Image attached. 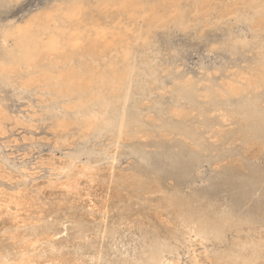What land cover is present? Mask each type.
Segmentation results:
<instances>
[{"label": "bare ground", "instance_id": "1", "mask_svg": "<svg viewBox=\"0 0 264 264\" xmlns=\"http://www.w3.org/2000/svg\"><path fill=\"white\" fill-rule=\"evenodd\" d=\"M111 3L118 5L120 7V9L132 20L133 25L131 27H129L127 25H123V24H126L125 21H124V23L122 21H118V23H115V24L112 23V25H109V24H103V23L101 24L99 22H96V21H94V18H90L88 20H83L84 13L87 10L86 9L87 5H86L84 0H69L67 2L60 3L56 6L53 5L54 7H51V8L46 9V10L42 9L43 11H41V12L37 13L35 11L37 14L30 15L27 18H25L24 20H22L21 22H10V23L6 24L5 26L0 27L1 28L0 29V89L8 86V87L12 88L13 91L16 92L17 94L34 92V93L40 95V97L43 96L45 99H44V101L43 100L42 101L46 104V105H44V107H46V109L48 107H51L52 109L55 108V109L60 110V112L62 114L61 117L59 119H57V122L55 121L56 125L58 127H60V129L62 127L64 130H70L69 127L74 126L78 130L80 138L82 139V141H85V142H88V140H90L91 138L95 139V138H99L103 135L105 136L107 134L111 136V138L113 140V145H119L121 142H124L123 140H125V139L126 140L127 139H134V138L136 139L138 137L145 138V139H152L155 136H157L162 141L163 140H173V141L175 140V141H180V142L190 141L192 143L191 145H193L192 147L195 148L199 152V153L198 152L197 153L203 155V154H205V152H207V149H208L206 146V143H205V137L204 136L206 134H204V132L208 129L207 127L209 126V124H208L209 115L211 114L212 111H215V110L217 111L218 109H220L221 103H224V104L229 103L230 104V101H234V100H236L238 102V105H240L239 112L244 116V125H245L244 127L251 129V131L254 133V135H257V136L258 135H264V93L261 91L264 89V0H230L227 3L225 1L224 5L223 4L220 5L219 2L215 3V2H213V0H100V4L103 7H106L107 5H109ZM99 5L97 4V6H99ZM95 8L96 7H94V9ZM109 11L112 12L111 10H109ZM90 12H91V10H90ZM116 12L119 13V11H116ZM98 15L100 16V12ZM105 15H107V14H105ZM114 16H116V15H114ZM92 17H93V15H92ZM226 17H229V18L232 17V18H234L235 22L245 24L246 27L248 28V30L252 33L251 38H249V39L245 37L246 35L241 36V35L229 34L228 37L223 42L224 48L228 52V54H230V56L237 54L239 52H248V54L252 53L251 63H249L250 64L249 67L246 68L245 71H238V72L232 74V76H228V77L226 76V77L222 78L221 80L219 79V81H213L209 78H200L198 80L197 78L188 77L189 75L181 77L179 79H176L173 82V86H172L173 105H168V104L167 105H163V104L162 105H143L142 103L144 102L143 99L145 98V96L149 95L152 92V85H154V84L156 85V83H159L158 71L156 70L158 68H156V69L153 68V65H152L153 59H151V60L149 59L150 55L154 52L153 51V45H155V44H153L154 29L160 28V27L163 28V27L168 26L169 24H173L175 26V28L177 27V28L182 29V30H187L188 28H190V26H192L195 29L196 28L202 29L203 27H206V26H216V25L220 24L222 22L221 20H223ZM102 21H103V19H102ZM227 27H228V24H227ZM210 43H212V42H210ZM212 45H213V43H212ZM160 49H162V48H160ZM155 53H157V52H155ZM156 56L159 57L158 54ZM243 63H241V64H243ZM164 68H165V66H164ZM178 69H179V66H178ZM230 70H231V68L228 71H230ZM162 71H163V69H162ZM167 71H168V68H167ZM225 72H227V71H225ZM171 73H173V72H171ZM174 73L176 74V72H174ZM211 75H213V74H211ZM168 86L169 85L167 83L166 87H168ZM153 88H154V86H153ZM155 88H157V87H155ZM159 89H161V88H158V90ZM160 92H163V91H160ZM166 93L168 94V92H166ZM155 94H157V92ZM135 96H138L139 98L135 99ZM146 97H148V96H146ZM165 97H166V95H165ZM24 99H25V97H24ZM30 99L32 100V98H30ZM3 100H4V98H3ZM3 100L1 97L0 105H4L3 102L5 100L4 101ZM148 100H149V97H148ZM163 100H167V98L163 99ZM145 101H147V100H145ZM37 102H38V100H37ZM35 103H36V101H35ZM35 103H34V105H35ZM148 104H149V102H148ZM33 107L35 108V106H33ZM5 112H7V111H5ZM27 113H29V112H27ZM44 113H45V111H44ZM3 114H4V112H3ZM218 114H219V111H218ZM39 118H40V116H39ZM43 118H45V117H43ZM196 120L197 121L199 120L198 124H197ZM234 121H236V120H234ZM39 122H41V121H39ZM20 123H21V121H20ZM30 124H31V122H30ZM31 126H33V125L31 124L30 127ZM217 126L218 125H215L216 128H217ZM4 127H6V125ZM31 128H33V127H31ZM2 129H5V128H2ZM9 131H10V129H9ZM11 132H12V130H11ZM54 132H55V128H54ZM233 132H235V131H233ZM7 133L9 134V132H7ZM221 133H222V131H221ZM228 133H230V132H228ZM237 133H238V131H237ZM11 134H13V133H11ZM55 135H58V134H55ZM233 135H235V134H233ZM110 136H108V137H110ZM240 136H241V134H240ZM99 139L102 140L101 138H99ZM214 139H216V138H214ZM232 139H234V138H232ZM3 140H4V138H3ZM29 140H31V139L29 138ZM53 141H54V137H53ZM235 141H237V138ZM55 142H57V141H55ZM68 142L69 141H67L65 143L69 144ZM75 142L78 143L77 141H74V143ZM214 143H215V141H214ZM230 144H231V142H230ZM230 144H228L229 148H230ZM238 144H240V143H238ZM232 146H233V143H232ZM258 146L254 145L255 148ZM185 147H187V146H185ZM192 147H190V148H192ZM99 148H100V145H99ZM237 148H238V146H237ZM112 149H113V147H112ZM184 149H186V148H184ZM257 149L259 150V148H257ZM260 149H262V148H260ZM240 150H241V148H240ZM186 151H188V150H186ZM92 152L94 153L96 151L95 150H93L91 152L87 151L86 153L89 154ZM177 152H180V151L177 150ZM82 153L83 152H80L79 154L81 155ZM220 153L222 154V152H220ZM226 153H228V152H226ZM79 154H78V156H79ZM95 154H94V156H95ZM104 154H106V153H104ZM228 154H230V153H228ZM140 156H141V154H140ZM227 156H229V155H227ZM89 158H90V156H89ZM204 158H207V157H204ZM212 158H214V157H212ZM225 158H226V156H225ZM54 159H51V160H54ZM104 159L108 160V158H104ZM63 160H66V159H63ZM129 160H131V159L129 158ZM208 160H206V162ZM215 160H217V159H215ZM220 160L221 159H219L218 161H220ZM225 160L223 161V163L225 162ZM43 161H45V160H43ZM47 161H49V160H46V162ZM111 161H112V159H111ZM40 162H42V161H40ZM49 162H51V161H49ZM61 162H63V161L61 160ZM75 162H76V157L75 158L70 157L69 160L67 161V163H65V164L63 163L61 166L58 167L60 172L57 175L59 176V175L63 174V176H64L63 181L59 182V185H64L61 187H63L66 190H71V189L73 190V188H77L76 186H77V183L79 182L78 180H79L80 176L81 177L85 176V175L90 176L91 174H95V173H91L92 167L89 164H86V165L82 164L83 165V166L81 165L82 167L77 168L76 166H78V165L77 164L75 165ZM58 163H59V161H58ZM191 163H192V161H191ZM225 163H227V162H225ZM228 163H229V161H228ZM47 164L48 163H46V165ZM170 165H171V163H170ZM189 165H190V163H189ZM113 166H114V164H113ZM113 166H111V167H113ZM213 166H214V164H213ZM0 168H1L0 171H2L3 167L0 166ZM139 168H141V167H139ZM153 168H155V167H153ZM161 168H163V167H161ZM161 168H160V170H161ZM184 168H187V167H183V169ZM190 168H188V169H190ZM170 169H172L171 166H170ZM23 170L26 171V169H23ZM34 170H36V169H34ZM173 170H175V169H173ZM17 171L22 173V170H20L19 168L17 169ZM133 172H134V170H133ZM235 172L238 173L237 170H235ZM1 173L4 174L5 172L2 171ZM96 173H98V172H96ZM113 173H115V171H112L111 174H113ZM117 173H118V171H117ZM14 174L12 175V177L14 176ZM233 174L235 176V173H233ZM117 175H119V173ZM139 175H137V176L139 177ZM153 175H155V174H153ZM211 175H213L212 172H211ZM114 176H116V175H114ZM131 176L133 177V175H131ZM4 177H7V176L5 175ZM12 177H10V178L12 179ZM97 177H100V176H97ZM127 177H129V176H127ZM175 177H177V176H175ZM194 177L196 178L195 175H194ZM2 178L3 177H1V180H2ZM15 178H16V176H15ZM85 178L87 180V177H85ZM122 178H124V177H122ZM188 178H189V176H188ZM216 178L217 177H215V179ZM16 179H18V178H16ZM117 179H118V176H117ZM125 179L127 180V178H125ZM232 179H234V178H232ZM84 180L85 179L83 177L82 181L84 182ZM122 180L123 179H121V181ZM136 180L137 181L135 184H136L137 188L140 190L149 192V191H151L152 188H155V187L151 186V184L150 185L146 184L142 179H140V177ZM169 180H170V178H169ZM41 181H43V180L41 179ZM82 181H81V183H82ZM145 181H147V180H145ZM166 181H167V179H166ZM173 181L171 180V182H173ZM183 181H184V179H183ZM7 182H8V180H7ZM40 182H36V183L40 184ZM149 182H151V181L149 180ZM154 182H156V181H154ZM209 182H211V180ZM234 182H235V179H234ZM36 183L33 182L30 185L33 186L35 184V186L36 185L38 186V184H36ZM43 183H45V182H43ZM88 183L91 184L90 181ZM115 183H117V181ZM56 184L58 185V182ZM124 184H125V182H124ZM156 184H157V182H156ZM159 185H160V183H159ZM198 185H200V184H198ZM84 186L85 185H83V187ZM97 186H99V185L97 184ZM111 187H112V185H111ZM232 187L233 186H231L230 188H232ZM17 188L19 189V187H17ZM44 188L42 190H44ZM90 188H92V187H90ZM134 188H135V186H134ZM156 188H157V186H156ZM246 188H248V187H246ZM21 189H24V188H20L17 191H13V193H11L9 191L11 194H6V195H8L7 197L6 196H4V197L2 196V198L0 197V208L2 207L3 209H6L8 211L10 209L9 207H11V206H9L10 204L18 206L21 203V201L24 200L23 197L25 196L22 193V192L25 193V191H22ZM115 189H118V188H115ZM187 189L189 190V188H187ZM0 190H2V189H0ZM45 190H46V188H45ZM120 190H117V191H120ZM159 190H161V189L159 188ZM237 190H239L238 187H237ZM240 190H243V189H240ZM52 191H53V189H52ZM86 191H88V190H86ZM105 191L107 192V188L105 189ZM111 191H114V193L117 192V191L115 192V190H113V189ZM129 191H132V190L130 189ZM153 191H155V190H153ZM26 192H29V191L26 190ZM42 192L43 191H41L40 193H42ZM45 192H47V190ZM45 192L43 193V195L46 196ZM48 192L50 193V190ZM59 192L57 190V193H59ZM62 192H63V190H62ZM70 192H72V191H70ZM80 192H83V191H80ZM236 192L238 193V191H236ZM247 192H248V190H247ZM55 193L56 192H54V195H55ZM64 193H66V192H64ZM101 193L103 195V192H101ZM230 193H233V192H230ZM95 194H96V192H95ZM84 195L85 194H83L82 196H84ZM104 195L106 196L105 193H104ZM110 195L112 196V194H110ZM86 196L89 197V195H86ZM105 196H104V198H105ZM125 196H127V195H125ZM239 197H240V195H239ZM31 198L32 197H30L28 199L31 200ZM63 198H66V197H63ZM96 198L93 197L90 200L93 201V200H96ZM101 198L102 197H98L97 199L101 200ZM25 199H26V197H25ZM83 199L87 201L89 198L88 199L83 198ZM237 199H238V196H237ZM34 200L37 201L36 198ZM100 200L99 201L97 200L98 203L101 202ZM114 200H116V199H113V201ZM26 201H28V200H26ZM36 201H34V203ZM103 201H104V199H103ZM151 201H153V200H151ZM236 201L237 200H235V202ZM39 203H41V202H39ZM84 203L85 202H83V204ZM86 203L88 206L90 205V204H88V201ZM151 203H153V202H151ZM161 203H159V204H161ZM164 203H165L167 209H170L175 214V218H176V226H174L175 228L170 230V231L163 233V232H159L158 230H156L153 226L155 231H153L152 235H150V237L145 241L144 246L137 253L133 254L132 256H128V257H122L123 256L122 255V256H120L122 258H119L117 260H115L113 258L115 261L109 262L107 264H174V262H175L174 258H176V261H177V258L179 256V253H178L179 248L181 246H184V244L187 243V241L190 237H192V236H194V238L197 237L201 241L207 240V239L209 240L211 238V239L215 240L216 242L223 244V242L225 241L224 240L225 236L229 231H234L236 233V235H238L242 225H244V224L252 225L254 223L252 220H246V219L244 220L241 217L235 215L234 213H231L230 211L228 213L223 212V211L217 212L213 209L211 210V209H208L206 207L200 206L197 204V200L194 197L184 198L178 192V189H175L171 192H168L164 198ZM239 203L240 202H238V204ZM260 203H262V202H260ZM75 204H76V202H75ZM242 204L243 203H241V206H242ZM68 205H69V203H68ZM91 205H92V203H91ZM97 205H99V204H97ZM249 205H250V203H249ZM38 206L40 209L41 205L38 204ZM251 206L253 207V205H251ZM43 207L44 206H42V208ZM94 207H92L93 210L94 211L96 210V212H97V208H94ZM19 208L20 207H18L17 210ZM34 208H36V207H34ZM219 208H220V206H219ZM11 209H13V208H11ZM104 209H106V206ZM107 209H110V208H107ZM239 209H241L240 206L237 207V209L235 208V210H237L238 212L240 211ZM242 209H243V207H242ZM27 210H29V208ZM88 210H91V209H88ZM54 211H56V210H54ZM37 212L40 213L39 211H37ZM238 212H237V214H239ZM42 213L43 212H41V214ZM89 213H90V211H89ZM257 213L258 212H256V214ZM32 215H33V213H32ZM151 215H149V216H151ZM41 216H43V215H41ZM152 216H154V215H152ZM7 217H9V216H7ZM95 217H97L96 214H95ZM162 217H164V216H162ZM89 218H90V216H89ZM131 218L133 219V217H131ZM134 218H135V215H134ZM154 218H155V216H154ZM2 219H3V217H2ZM4 219H7V218H4ZM123 219H125V218H123ZM152 219H153V217H152ZM159 219H161V217ZM10 220H11V218H10ZM31 220L29 222L33 223V221L31 222ZM105 220L103 219V221H105ZM121 220L122 219L120 218V221ZM134 220H136V218ZM151 220H149L150 223H151ZM166 220H167V218H166ZM4 221H2V222H4ZM261 221H263V219ZM6 222H8V221H6ZM22 222H23V220H22ZM128 223H126V224H128ZM256 223H258V222H256ZM37 224H38V222H37ZM173 224H174V222H173ZM0 225H1V223H0ZM106 225H107V223H106ZM129 225H131V224L129 223ZM38 226L40 228V226H42V225H38ZM8 227H9V225H8ZM94 227H96V226H94ZM102 227L104 228V226H102ZM133 227H135V226H133ZM172 227H173V225H172ZM37 228L38 227H34L33 229H30L31 230V233H29L30 235L27 234V238H25V239H29V243L28 242L25 243L24 245H22L23 247L19 246V247H22V250L20 249L21 251H19L17 255H12L11 253H9V251H7V249L3 250L0 248V264H32L33 255H31V253L34 251L35 244L40 241V238L38 236H40V237L47 236L46 238H48L49 233H50V228H48V227H46V228L44 227L42 229V231L40 232L41 234L36 231ZM39 228H38V230H39ZM138 228L140 229L139 226H138ZM126 229L127 228H125L124 230H126ZM147 230H149V229H147ZM96 231H97V228H96ZM127 231H128V229H127ZM128 233H130V232H128ZM140 233L143 234L142 232H140ZM147 233L148 232L146 231V234ZM135 234H138V233H135ZM146 234H144V235H146ZM6 235H7V233H6ZM144 235H143V237H144ZM262 235H263V233H262ZM105 236H107V235H105ZM81 238H82V236H81ZM140 238H141V235H140ZM128 240H129V238H128ZM131 240H132V238H131ZM195 240H197V239H195ZM48 241H50V240H48ZM141 241H142V239H141ZM93 242H94V240H93ZM121 242L123 243V241H121ZM135 242L136 241H134V243ZM79 243H81V242L79 241ZM205 243H204V245H205ZM55 244H57V243H55ZM123 244L125 245L127 243H123ZM129 244H127V246ZM206 244H208V241ZM211 244H213L212 241H211ZM97 245H99V244H97ZM120 245H122V244L120 243ZM24 246H25V248H24ZM61 246H58V248L59 247L61 248ZM72 246L73 245H71V247ZM78 246H80V245H78ZM106 246H108V244ZM185 246H186V244H185ZM206 246L207 245H205V247ZM212 246L215 249L214 246H216V244L215 245L213 244ZM68 247L69 246H67V249H68ZM119 247L121 248V246H119ZM208 247H210V246H208ZM216 247H218V246H216ZM64 248H66V247L64 246ZM125 248H126V246L123 249H125ZM108 249H109V247H108ZM201 249L203 250V248H201ZM209 249H211V248H209ZM62 250H63V248H62ZM112 250H114L113 247H112ZM218 250H219V248H218ZM263 250H264L263 241H261L260 238L255 237L254 233L253 234L247 233V235L245 237H243V239L238 238V239L234 240V242H232L228 245H225V247L222 248L221 250H219L218 252H216V254L214 256L211 253L210 254L213 256L214 264H258L261 261L260 259L262 257ZM67 251H69V250H67ZM95 251H97V249ZM105 252H106L105 254H107V251H105ZM197 252H199V251H197ZM70 253H72V252H70ZM125 253H124V255H125ZM77 254L79 255V253H77ZM81 254H82V252H81ZM64 255H65V253H64ZM116 255L119 256V254H116ZM190 255H192V254H190ZM60 257H62V255ZM195 258L196 257L192 258L194 261V264H201V263H199V261H197V258L196 259ZM109 259H110V257H109ZM206 259H204V261ZM50 260H51V258H50ZM78 261H79V259H78ZM59 262H60V260H59ZM202 263H203V260H202ZM205 263L207 264V262H205ZM209 263L210 262L208 260V264ZM48 264H51V263H48Z\"/></svg>", "mask_w": 264, "mask_h": 264}, {"label": "rangeland", "instance_id": "2", "mask_svg": "<svg viewBox=\"0 0 264 264\" xmlns=\"http://www.w3.org/2000/svg\"><path fill=\"white\" fill-rule=\"evenodd\" d=\"M67 1H69V0H0V27H3L10 22H21L22 20H24L25 18H27L30 15L37 14L38 12H41L43 10L54 7L53 5L56 6L60 3H64ZM84 1L87 5V7H86L87 10L84 13L83 20H88L90 18H94V21H96V22H99L101 24L102 23L103 24H109V25H112V23L113 24L118 23V21H122L123 23L125 21L126 24H123V25H127L129 27H131L133 25L132 20L120 9V7L118 5H116L114 3H111V4L107 5L106 7H103L100 4V0H84ZM225 1L227 3L230 0H225ZM225 1L224 0H219V1L213 0V2H215V3L219 2L220 5H222V4L224 5ZM97 4L98 5L100 4V5L97 6ZM94 7H96V8L94 9ZM90 10H91V12H90ZM109 10H111L112 12H110ZM116 11H119V13ZM99 12H100L101 17L98 15ZM105 14H107V15H105ZM92 15H93V17H92ZM114 15H116V16H114ZM102 19H103V21H102ZM221 21L222 22L216 26H206V27H203L202 29H199V28L195 29L192 26H190V28H188L187 30H182V29H179L177 27L175 28V26L173 24H169L168 26L163 27V28L160 27V28L154 29V32H153L154 33L153 34V37H154L153 38L154 39L153 44H155V45H153V51L154 52L150 55L149 59L150 60L153 59V61H152L153 68H155V69L158 68L156 70L158 71L159 83H156V85L155 84L152 85V92L149 95H146L149 97V100H148V97L145 96L146 99L145 98L143 99L144 100V102L142 103L143 105H162V104L163 105H167V104L173 105V98H172L173 82L176 79H179L181 77L189 75L188 77L197 78L198 80L200 78H209L213 81H219V79L221 80L222 78H224L226 76L227 77L232 76V74H234L238 71H245L246 68L249 67V65H250L249 63H251L252 53L248 54V52H239L237 54L230 56V54H228V52L225 50L223 42L228 37L229 34L241 35V36L246 35L245 37L249 39V38H251L252 33L248 30V28L246 27L245 24L235 22L234 18H232V17L231 18L226 17ZM227 24H228V27H227ZM210 42H212L213 45ZM160 48H162V49H160ZM155 52H157V53H155ZM154 53L156 55L158 54L159 57H157ZM241 63H243V64H241ZM164 66H165V68H164ZM178 66H179V69H178ZM161 68L163 69V71ZM167 68H168V71H167ZM230 68H231V70L228 71ZM225 71H227V72H225ZM171 72H173V73H171ZM174 72H176V74ZM211 74H213V75H211ZM167 83L169 85L168 87H166ZM153 86H154V88H153ZM155 87H157V88H155ZM158 88H161V89L158 90ZM160 91H163V92H160ZM261 91L264 93V89ZM156 92H157V94H155ZM166 92H168V94ZM33 93L34 92L17 94L16 92L13 91L12 88H10L8 86L0 89V99L2 97V100H3V98L5 100V101L3 100L5 102V103L3 102L4 105H0V123H1L0 124V126H1L0 127V133L3 131L0 134V163H1L0 166L3 167L2 171L5 172L3 174V173H1L2 171H0V175L2 174L0 176V189H2V190H0V197L1 198H2V196L7 197L8 195H6V194H11V193H13V191H17L20 188H24L21 190L25 191V193L21 191L25 196L23 197L24 200L21 201V203L18 206H15L13 204L9 205V206H11L9 208L10 209L15 208L14 210L9 209L7 211L6 209H3L2 207L0 208V211H1L0 212V217H1L0 223L2 225V226L0 225V248L1 249H3V250L7 249V251H9V253H11L12 255H17L18 252L22 250V247H23L22 245H24L27 242L29 243V239H25V238H27V234L31 233L30 229H33L34 227L39 228L38 225H42V226H40L39 230L37 228L36 231L38 233H40L44 227L45 228L48 227V228H50V233H49L48 238H46L47 236H45V237L38 236L40 238V241L35 244L36 247L34 246V251L31 253V255H33L32 264H37V263L38 264H40V263L41 264H48V263H51V264H79V263L80 264H107L109 262L115 261V260L122 258V257L132 256L133 254L137 253L144 246L145 241L150 237V235H152V233H153V231H155V229L158 230L159 232L164 233V232L170 231V230L175 228L174 227V226H176L175 214L170 209H167V207L164 203V198H165L166 194L168 192L175 190V189H178V192L184 198L194 197L197 200V204L200 206L206 207V208L211 209V210L213 209L217 212L223 211V212L228 213L230 211L231 213H234L235 215L241 217L242 219L252 220L254 223L252 225H250V224L249 225L248 224L242 225L238 235H236V233L234 231H229L225 236V239H224L225 241L223 242V244L218 243L211 238L209 240L207 239V240L201 241L197 237H195V238H194V236L190 237L188 239L187 243H185L186 246L184 244V246H181L179 248V250H178L179 256L177 258L178 262L176 261V258H174V261H175L174 264L175 263L176 264H178V263L179 264H194V261L192 259L194 257H196L197 261H199V263H201V264H206L205 262H207V264H208V260L211 264H214L213 256L216 254V252H218L219 250L224 248L225 245H228V244L234 242V240H236L238 238L243 239V237H245L247 235V233H249V234L254 233L255 237L260 238V240L263 241V243H264V135H258V136L254 135V133L251 131V129L244 127L245 126L244 125V116L239 112L240 105H238V102L236 100L230 101L231 105L229 103L228 104L221 103L220 109H218L217 111L216 110L212 111L213 113L211 112V114L209 115V122H208L209 126L207 127L208 129L204 132V134H206L204 136L205 137V143H206V146L208 149H207V152H205V154L202 155V154H198L199 152L195 148L192 147L193 145H191L192 143L190 141H186V142H180V141H175V140L174 141L173 140H163L162 141L157 136H155L152 139H145V138H141V137H138L136 139L135 138L134 139H127V140L125 139V140H123L124 142H121L119 145H113V140H112L111 136L108 134L105 136L103 135V136L99 137L102 140H100L99 138H95V139L91 138L90 140H88V142L82 141V139L80 138L78 130L74 126H70L69 127L70 130H64L62 127L60 129V127H58L56 125L57 119H59L62 115L60 110L55 109V108L52 109L51 107H48L46 109V107H44V105H46V104L43 102L45 98L43 96L40 97V95H38L36 93H34V94ZM165 95H166V97H165ZM24 97H25V99H24ZM30 98H32L33 101ZM138 98H139L138 96H135V99H138ZM166 98H167V100H163ZM37 100L39 103L37 102ZM145 100H147V101H145ZM35 101H36V103H35ZM148 102H149V104H148ZM34 103H35V105H34ZM33 106H35V108ZM5 111H7V112H5ZM44 111H45V113H44ZM218 111H219V114H218ZM3 112H4V114H3ZM27 112H29V113H27ZM39 116H40V118H39ZM43 117H45V118H43ZM38 120L41 122H39ZM43 120L44 121L46 120V121L44 122ZM234 120H236V121H234ZM20 121H21V123H20ZM30 122L33 125L31 127H33V128L30 127V125H31ZM196 122L198 124L199 120L198 121L196 120ZM5 125H6V127H4ZM215 125H218L217 128L215 127ZM2 128H5L6 130L2 129ZM54 128H55V132H54ZM9 129H10V131H9ZM11 130H12V132H11ZM236 130L238 131L239 134L237 133ZM221 131H222V133H221ZM233 131H235V132H233ZM7 132H9L10 135ZM228 132H230V133H228ZM11 133H13V134H11ZM232 133L235 135H233ZM55 134H58V135H55ZM240 134H241V136H240ZM108 136H110V137H108ZM53 137H54V141H53ZM3 138H4V140H3ZM29 138L31 140H29ZM214 138H216V139H214ZM232 138H234V139H232ZM236 138H237V141H235ZM55 141H57V142H55ZM67 141H69L68 142L69 144L65 143ZM74 141H77L78 143H76V142L74 143ZM214 141H215V143H214ZM230 142H231V144H230ZM232 143H233V146H232ZM238 143H240V144H238ZM228 144H230V148H229ZM99 145H100V148H99ZM254 145L255 146L259 145V146L255 148ZM111 146L113 147V149ZM185 146H187V147H185ZM237 146L239 149L237 148ZM190 147H192V148H190ZM184 148H186V149H184ZM240 148H241V150H240ZM257 148H259V150ZM260 148H262V149H260ZM93 150H95L96 152H94V153L92 152L89 154L86 153L87 151L91 152ZM177 150H179L180 152H177ZM186 150H188V151H186ZM80 152H83V153L80 155L79 154ZM220 152H222V154ZM226 152H228L230 154H228ZM104 153H106V154H104ZM78 154H79V156H78ZM94 154H95V156H94ZM140 154H141V156H140ZM227 155H229V156L231 155V156L229 157ZM240 155L241 156L243 155V156L241 157ZM89 156H90V158H89ZM225 156H226V158H225ZM70 157H74V158L76 157L75 165L76 164L78 165V166H76L77 168L82 167L83 165L89 164L92 167L91 173H95V174H91L90 176L89 175H85L82 177L80 176L79 180H78L79 182L77 183V186H76L77 188H73V190L72 189L66 190L63 187H61L64 185H59V182H62L64 179L63 174H61L59 176L57 174L60 172L58 167L61 166L63 163L64 164L67 163V161L69 160ZM204 157H207V158H204ZM212 157H214V158H212ZM104 158H108V160L107 159L105 160ZM129 158L131 160H129ZM51 159H54V160H51ZM63 159H66V160H63ZM111 159H112V161H111ZM215 159H217V160H215ZM219 159H221V160L218 161ZM43 160H45V161H43ZM46 160H49L51 162H49V161L46 162ZM61 160L63 162H61ZM206 160H208V161L206 162ZM224 160L227 163H225V162L223 163ZM40 161H42V162H40ZM58 161H59V163H58ZM191 161H192V163H191ZM228 161H229V163H228ZM169 162L171 163V165ZM46 163H48V164L46 165ZM189 163L191 166L189 165ZM212 163L214 164V166ZM113 164H114V166H113ZM147 165L148 166L150 165V166L148 167ZM111 166H113V167H111ZM170 166L172 169H170ZM139 167H141L142 169ZM153 167H155V168H153ZM161 167H163V168H161ZM183 167H187V168L183 169ZM18 168L20 170H22V173L17 171ZM160 168H161V170H160ZM188 168H190V169H188ZM23 169H26V171H24ZM34 169H36V170H34ZM110 169L112 171H115V173H113V174L116 176L111 174L112 171ZM173 169H175V170H173ZM133 170H134V172H133ZM235 170H237L238 173H236ZM117 171H118L119 175H117L118 174ZM210 171L212 172L213 175H211ZM11 172L13 174L15 173L13 177H12L13 174ZM96 172H98L99 174ZM232 172L235 173V176ZM153 174H155V175H153ZM3 175L4 176L6 175L7 177H4ZM131 175H133V177ZM137 175H139L140 179H142L146 184H148V185L151 184V186H153L155 188H152L151 191H149V192L138 189L136 184H135L137 181L136 179L139 178ZM194 175L196 176V178L194 177ZM15 176L18 179H16ZM97 176H100V177H97ZM117 176H118V179H117ZM127 176H129V177H127ZM175 176H177L178 178ZM188 176H189V178H188ZM1 177H3L2 180H1ZM10 177H12V179ZM83 177L85 179L84 182L82 181ZM85 177H87V180ZM122 177H124V178H122ZM215 177H217V178L215 179ZM231 177L235 179V182H234V179H232ZM125 178H127V180ZM169 178H170V180H169ZM41 179L43 181H41ZM121 179H123V180L121 181ZM166 179H167V181H166ZM183 179H184V181H183ZM7 180H8V182H7ZM145 180H147V181H145ZM149 180L151 182H149ZM171 180L172 181L174 180L173 181L174 183L171 182ZM210 180H211V182H209ZM81 181H82V183H81ZM89 181L91 184L88 183ZM116 181H117V183H115ZM123 181L125 182V184ZM154 181H156L158 185ZM31 182L32 183L33 182L34 183L40 182V184L36 183V184H38V186L37 185L35 186V184H34L33 185L34 187H33L32 185H30V184H32ZM43 182H45V183H43ZM57 182H58V185L56 184ZM158 182L160 183V185ZM97 184L99 186H97ZM198 184H200V185H198ZM83 185H85V186L83 187ZM111 185H112V187H111ZM134 186H135V188H134ZM156 186H157V188H156ZM231 186H233V187L230 188ZM17 187H19V189ZM44 187L46 188L47 192H45L46 190ZM90 187H92V188H90ZM105 187L107 188L108 193L105 191V189H106ZM114 187L118 188V189H115ZM237 187L239 190H237ZM246 187H248V188H246ZM43 188H44V190H42ZM159 188L161 190H159ZM187 188H189V190ZM25 189L29 192H26ZM52 189H53V191H52ZM112 189L115 190V192L117 190H120V189L121 190L117 191L118 193L117 192L114 193V191H111ZM130 189L132 191H129ZM240 189H243V190H240ZM246 189L248 190V192ZM49 190H50V193L48 192ZM57 190H58V192L59 191L60 192L57 193ZM62 190H63V192H62ZM86 190H88V191H86ZM153 190H155V191H153ZM41 191H43V192L40 193ZM70 191H72V192H70ZM80 191H83L84 193L80 192ZM236 191H238V193ZM44 192L46 193V196L43 195ZM54 192H56L55 195H54ZM64 192H66V193H64ZM95 192H96V194H95ZM101 192H103V195ZM230 192H233L234 194L230 193ZM104 193L106 194V196L104 195ZM83 194H85V195L82 196ZM110 194H112V196ZM28 195L30 197H32L31 200L28 199V198H30ZM86 195H89V197ZM125 195H127L128 197ZM239 195H240V197H239ZM62 196L66 197L67 199L63 198ZM92 196L94 198H96V197L97 198L102 197V198H101V200L96 198V200L91 201L90 199L93 198ZM104 196H105V198H104ZM237 196H238V199H237ZM25 197H26V199H25ZM35 198L37 199V201L34 200ZM83 198H85V199L89 198L87 201H88V204H90L89 205L90 207L87 205V203H86L87 201L84 200ZM103 199H104V201H103ZM113 199H116V200L113 201ZM234 199L237 201L235 202ZM26 200H28V201H26ZM97 200L98 201L100 200L101 202L98 203ZM151 200H153V201H151ZM158 200L159 201L161 200V201L159 202ZM34 201H36L37 203L36 202L34 203ZM39 202H41V203H39ZM75 202H76V204H75ZM83 202H85V203L83 204ZM151 202H153V203H151ZM158 202L159 203L162 202L163 204L162 203L159 204ZM238 202H240V203L238 204ZM260 202H262V203H260ZM51 203L52 204L54 203V204L52 205ZM68 203H69V205H68ZM91 203H92V205H91ZM241 203H243L242 206H241ZM249 203H250V205H249ZM38 204L41 205L40 209L42 208V206H44V207L40 210ZM97 204H99V205H97ZM251 205H253V207ZM91 206L92 207L95 206L94 208H97V212H96V210L94 211ZM105 206H106V209H104ZM219 206H220V208H219ZM239 206L241 209H239L240 211L238 212L237 210H235V208L237 209V207H239ZM18 207H20L21 209L19 208L17 210ZM34 207H36L37 209ZM242 207H243V209H242ZM28 208H29V210H27ZM107 208H110V209H107ZM88 209H91V210H88ZM54 210H56V211H54ZM37 211H39L40 213H38ZM89 211H90V213H89ZM41 212H43V213L41 214ZM237 212L239 214H237ZM256 212H258V213L256 214ZM32 213H33V215H32ZM95 214L97 217H95ZM151 214L154 215L155 218ZM41 215H43V216H41ZM134 215H135L136 220H134L135 219ZM149 215H151V216H149ZM7 216H9V217H7ZM89 216H90V218H89ZM162 216H164V217H162ZM2 217H3V219H2ZM131 217H133V219ZM152 217H153V219H152ZM160 217H161V219H159ZM4 218H7V219H4ZM10 218H11V220H10ZM120 218L122 219L121 221H120ZM123 218H125V219H123ZM166 218H167V220H166ZM103 219L104 220L106 219V220L103 221ZM262 219H263V221H261ZM22 220H23V222H22ZM30 220H31V222L33 221V223H30L29 222ZM149 220H151V223ZM2 221H4V222H2ZM6 221H8L9 223ZM172 221L174 222V224ZM37 222H38V224H37ZM125 222L126 223L129 222L131 225H129V223L126 224ZM256 222H258V223H256ZM106 223H107V225H106ZM8 225H9V227H8ZM172 225H173V227H172ZM94 226H96V227H94ZM102 226H104V228ZM133 226H135V227H133ZM138 226L140 227L141 230L145 227L144 229L148 233L146 234V231L144 229L143 230L145 232L143 230L141 231L138 228ZM153 226L155 229L153 228ZM96 228H97V231H96ZM125 228H127L128 231H127V229L124 230ZM147 229H149V230H147ZM106 231L107 232L109 231V232L107 233ZM128 232H130V233H128ZM140 232H142L143 234H141ZM6 233H7V235H6ZM135 233H138V234L140 233V234L138 235ZM262 233H263V235H262ZM104 234L107 236H105ZM108 234L109 235L111 234L110 235L111 237ZM144 234H146V235H144ZM140 235H141V238H140ZM143 235H144V237H143ZM81 236H82V238H81ZM130 237L132 238V240ZM128 238H129V240H128ZM141 239H142V241H141ZM195 239H197V240H195ZM48 240H50V241H48ZM93 240H94V242H93ZM120 240L123 241V243H127V244L130 243L129 244L130 246L129 245L127 246V244L124 245ZM133 240L136 242L134 243ZM210 240L212 241V243L214 245L216 244V246H218V247L214 246L215 247V249H214L212 246L213 244H211ZM79 241L81 243H79ZM207 241H208V244H206ZM55 243H57V244H55ZM106 243L108 244V246H106L107 245ZM120 243L123 246L120 245ZM204 243H205V245H207L206 247H205ZM97 244H99V245H97ZM66 245L69 246L68 249H67ZM71 245H73V246L71 247ZM78 245H80V246H78ZM19 246H22V247H19ZM58 246H61V248L60 247L58 248ZM64 246L66 248H64ZM119 246H121V248ZM125 246H126V248L123 249ZM208 246H210V247H208ZM108 247H109V249H108ZM112 247L114 250H112ZM24 248H25V246H24ZM62 248H63V250H62ZM201 248H203V250ZM209 248H211V249L213 248L212 249L213 251ZM218 248H219V250H218ZM96 249H97V251H95ZM67 250H69L72 253H70ZM105 251H107L108 255L105 254L106 253ZM197 251H199V252H197ZM81 252H82V254H81ZM64 253H65V255H64ZM77 253H79V255ZM124 253H125V255H124ZM116 254H119V256ZM190 254H192V255H190ZM61 255H62V257H60ZM120 256H122V257H120ZM109 257H110V259H109ZM50 258H51V260H50ZM77 258L79 259V261ZM204 259H206V260L204 261ZM59 260H60V262H59ZM202 260H203V263H202ZM260 260H259L260 262L258 264H264V250L262 252V257Z\"/></svg>", "mask_w": 264, "mask_h": 264}]
</instances>
